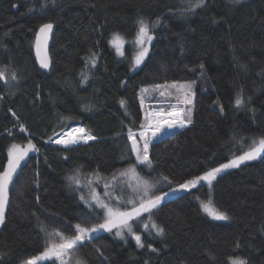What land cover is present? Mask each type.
<instances>
[{
    "label": "trees",
    "instance_id": "trees-1",
    "mask_svg": "<svg viewBox=\"0 0 264 264\" xmlns=\"http://www.w3.org/2000/svg\"><path fill=\"white\" fill-rule=\"evenodd\" d=\"M42 4L0 0V171L12 145L21 150L31 141L38 149L9 193L0 223V264H19L42 252L46 232L75 236V225L101 221L102 210L89 215L80 188L68 177L76 169L81 179L135 164L126 132L147 122L149 108L183 105L186 113L191 107L190 124L149 144L153 166L137 167L150 179L168 177L171 184L165 182L163 190L248 151L249 138L264 137V0H205L185 15L179 10L186 0ZM157 18L148 55L132 69L131 58L118 55L111 37L119 33L129 41L138 20L151 26ZM46 23L54 25L49 71L34 56L36 33ZM125 50L131 55L129 44ZM193 81V102L185 105L187 90L179 86ZM161 91L171 95L162 97ZM238 96L244 101L239 107ZM78 122L98 139L67 148L49 141ZM210 194L227 220L202 210L200 200ZM153 217L164 232L137 228L143 248L128 233L120 238L101 231L72 256L85 264H231L233 257L264 264V153L219 174L211 186L202 183L163 201Z\"/></svg>",
    "mask_w": 264,
    "mask_h": 264
},
{
    "label": "snow or ice",
    "instance_id": "snow-or-ice-1",
    "mask_svg": "<svg viewBox=\"0 0 264 264\" xmlns=\"http://www.w3.org/2000/svg\"><path fill=\"white\" fill-rule=\"evenodd\" d=\"M42 4V7L46 6ZM235 3H239V0H234ZM205 0H186L187 6L179 10L180 15H185L187 13L195 11L197 8L204 6ZM159 23V18L150 26L149 23L145 22L143 19L138 20V31L135 37V43L139 45V51L134 56V64L139 65L143 62L144 58L148 55L149 48L146 46L149 42L153 40L151 35V27H155ZM53 25L43 24L40 27V34L47 35L51 31ZM116 48V51L119 55L123 56L124 52L122 45L124 43L123 37L119 33H113L112 39L110 41ZM39 46H40V36H37V54L39 55ZM94 55V54H93ZM41 66L43 68L49 67V62L47 57L40 59ZM92 64H95V60H92ZM203 69V65L200 66ZM83 75V74H82ZM4 78V71L0 70V79ZM16 74H12V79H16ZM83 80L86 81L87 77L83 76ZM194 81L188 84L180 85V90H187L184 93V98L182 103L185 105H191L192 99L190 98L192 93L191 89L194 85ZM157 88H162L164 86L157 85ZM173 87H176L175 84ZM144 91H147L145 89ZM160 95L163 97L165 95H171L170 92L161 91ZM121 105H125V101H120ZM244 103L242 97H237L235 104L239 107ZM141 104H143V97H141ZM90 110V109H89ZM15 115V113H13ZM155 121L153 124L152 121ZM146 123H141L139 132L140 140L136 139L137 133L133 132L131 129L128 131V139L131 141L130 151L135 153L136 163L130 165L128 169L121 171L118 175L112 177V181L123 180L125 177H131L128 181V186L132 188L133 196L126 201L127 204L131 205L130 210L121 211L118 208H113L110 206L106 200L110 199V192L107 189L112 188L114 190V184H105V195L102 198L99 193L95 191V188L91 187V181H89V198L86 199L82 194L80 200L84 201L87 207L89 208H99L104 210L105 216L103 222L94 225L91 228L82 227L81 225H75L76 235L68 238L63 236L62 233L54 231L52 233H47L43 225H41V231H45L49 239L59 238L60 243H52L50 246H46L43 253L40 256H35L28 259L25 264H38L43 258L55 257L61 259L63 264V255L69 249H76L82 246L84 243L89 242L93 239H96L97 236L94 234L100 233L101 230L112 232L115 230V236L124 238L125 233L130 234L136 241L138 247L143 248L144 244L142 242L141 235L137 234L133 229V221H140L142 214H148V220L150 221L151 229L155 230L156 235H163V228L159 227L154 221L151 220L154 210L158 209L162 202L166 199L175 197L177 192L180 191H189L196 187L201 181H206L211 185L212 181L216 179L217 175L223 172L226 169L237 168L245 161H251L256 159L261 153H264V137H260L252 141V146L248 151L244 152L242 155L236 156L234 159L230 160L228 163L219 165L218 167L211 168L208 171H205L202 175L196 176L192 179H187L183 183L178 184L175 188H169L168 192L163 193L162 195L150 196V192L155 189V184L150 182L148 179L140 177L136 172L137 167L147 166L151 168L152 161L149 156V144L152 143L156 138L161 134H164L166 130H171L175 127L184 128L187 124H190L191 121V108H188L186 113L184 109L176 110V107L172 106V112L168 114L166 118L162 112L151 113L150 116H146ZM20 128L27 131L23 124L20 125ZM146 130H151V135L146 134ZM73 132L81 133L82 135L74 136ZM61 138L57 139L55 143L64 145L66 148L79 143L80 141L88 142L89 140H94L95 137L86 133L83 128L71 129L69 131L63 132L60 134ZM67 138H63V137ZM142 141V145L140 143ZM18 145H12L9 150L8 163L3 171H0V223L4 220V209L6 204L9 202V185L13 183L14 174L17 173V169L21 166V161L27 157L29 151H38L36 146L29 141L28 147L18 150ZM79 169L74 171V174L68 177L70 185H76L78 188L81 186V180L79 178ZM98 177V173L96 174ZM163 181L171 184V181L168 180V177H162ZM38 199V197H37ZM118 199V198H117ZM201 207L205 212H207L211 217L216 220H227L228 216L218 210L212 200L209 198L207 201H201ZM145 230L149 229V223L145 222L143 224ZM151 248V245H148ZM238 247V245H237ZM155 251V249H152ZM232 264H246L243 259L235 258L232 260Z\"/></svg>",
    "mask_w": 264,
    "mask_h": 264
},
{
    "label": "rangeland",
    "instance_id": "rangeland-1",
    "mask_svg": "<svg viewBox=\"0 0 264 264\" xmlns=\"http://www.w3.org/2000/svg\"><path fill=\"white\" fill-rule=\"evenodd\" d=\"M145 22H147L146 20H144ZM148 23V22H147ZM138 31V30H137ZM137 34V33H136ZM136 34H135V36L132 38V39H130L129 41L124 37V36H122L123 37V39H124V43H123V45H122V49H123V52H124V55L123 56H121V55H119V56H121L122 58H125L126 59V57H129V58H131V63H132V69H135V68H137L139 65H141V64H139V65H135L134 64V56H135V54L139 51V45H137L136 43H135V37H136ZM113 36V35H112ZM111 39H112V37H111ZM111 41V40H110ZM111 43V42H110ZM129 44V46H130V50H131V55H128V53L126 52V50H125V47H126V45H128ZM149 44H150V42L146 45L147 47H149ZM111 46L115 49V51H116V48H115V46L111 43ZM117 52V51H116ZM145 59V58H144ZM144 61V60H143ZM191 99H192V102H193V96L191 95V97H190ZM143 103H145V98L143 97ZM188 108H191V107H188ZM180 109H184V106H182V108H176V110L177 111H179ZM170 110H172V109H170ZM170 110H166V108L165 107H159V108H150L149 109V111H148V116L151 114V113H156V112H168V111H170ZM152 123H153V121H152ZM73 127V126H72ZM71 127V128H72ZM65 132V131H64ZM63 133V132H62ZM146 134H148V135H151V133H150V131H146ZM59 136H61V135H59ZM58 136V137H59ZM57 137V138H58ZM57 138H55V139H52V142L54 143V144H56L55 142H54V140H56ZM136 139L139 141L140 140V137H139V133H137V136H136ZM255 139H258L257 137L256 138H249V140L247 141V143L249 144V148L252 146V141L253 140H255ZM131 142V141H130ZM79 143H81V142H79ZM140 143H141V145H142V141H140ZM58 145V144H57ZM244 153V152H243ZM243 153H241L240 155H242ZM262 155V153L258 156V157H260ZM134 156H135V153H134ZM237 156H239V155H237ZM236 156H234V157H232L231 159H229V160H227V161H225V162H223V163H221V164H224V163H228L230 160H232V159H234ZM257 157V158H258ZM246 162V161H245ZM221 164H219V165H221ZM133 165V164H132ZM219 165H217V166H215V167H218ZM130 165H128V166H126V167H123V168H120V169H118L116 172H114V173H112V174H110V175H103V174H100V173H98V177H97V173H92V174H89L88 176H85V177H83V178H81L80 180H81V186L79 187L80 188V190H81V192H82V194L85 196V198L86 199H88L89 198V181H91L92 183H91V187L92 188H95V191L97 192V193H99L100 194V196L103 198L104 197V195H105V192H106V189H105V184H110V185H113L114 184V190L112 189V188H109V189H107V191H109L110 192V199H108V200H106V202L107 203H109L110 204V206L111 207H113V208H118L119 210H121V211H125V210H130L131 209V205L130 204H127L126 203V201L127 200H129L130 198H135L134 196H133V191H132V188L131 187H129L128 186V181L131 179V177H125L123 180H117V181H115V182H113L112 181V177L114 176V175H118L121 171H123V170H125V169H128V167H129ZM214 168V167H213ZM231 169V168H230ZM227 170H229V169H226V170H224L223 172H225V171H227ZM136 172L139 174V176L140 177H143V178H145V179H148L150 182H152V183H154L155 184V189L152 191V192H150V196H155V195H162L163 193H165V192H168L169 191V188L168 189H166V190H163L162 188L164 187V185H165V181H163L162 179H161V177H157V179H155V178H153V179H150L149 177H147L145 174H143V173H141L140 172V170H138V168L136 169ZM223 172H221V173H223ZM220 173V174H221ZM203 174V173H202ZM202 174H199V175H202ZM199 175H196V176H199ZM219 175V174H218ZM217 175V176H218ZM196 176H194V177H196ZM194 177H192V178H194ZM192 178H190V179H192ZM214 181V180H213ZM213 181H212V183H213ZM202 183H206V184H208L206 181H201L199 184H197L196 186H198V185H200V184H202ZM211 183V184H212ZM177 185H175V186H173V187H170V188H175ZM208 186H211V185H209L208 184ZM183 192H185V191H180V192H177L176 193V195H178V194H181V193H183ZM118 198V199H117ZM209 198L212 200V202H213V198H212V195L210 194V196H209ZM208 198V199H209ZM208 199H205V200H200V204H201V201H207ZM167 200V199H166ZM165 201V200H164ZM213 204H214V202H213ZM214 206H215V204H214ZM216 207V206H215ZM217 208V207H216ZM97 209H99V208H89L88 207V214L89 215H92V214H94V213H96V210ZM218 210H220L219 208H217ZM102 210V209H101ZM202 210H203V208H202ZM204 211V210H203ZM220 211H222V210H220ZM205 212V211H204ZM222 212H224L227 216H228V214L225 212V211H222ZM206 214H208L207 212H205ZM147 215V216H146ZM209 215V214H208ZM104 216H105V212H104V210H102V218H101V221L98 223V224H100V223H102L103 222V219H104ZM146 216V217H145ZM210 216V215H209ZM211 217V216H210ZM213 218V217H212ZM151 220L152 221H154L159 227H161L162 228V226L155 220V218L153 217V214H152V217H151ZM145 222H148L149 223V229H151V227H150V221L148 220V214L147 213H144V214H142V218H141V220L140 221H133L132 223H133V229H134V231L137 233V234H139V235H141V231H138L137 230V228H141V230H144L145 231V229L143 228V224L145 223ZM98 224H94V225H98ZM94 225H92L91 227H93ZM83 227H87V228H91V227H88V226H83ZM154 230V229H153ZM101 231H103V230H101ZM155 231V230H154ZM107 232V231H106ZM109 233H112V234H114L115 235V230H113L112 232H109ZM63 236H65L64 234H63ZM65 237H68V238H71V237H73V236H65ZM52 243H60V240H59V238H56V239H49L48 238V246H50ZM44 251V250H43ZM43 251L42 252H40V253H38V254H36V255H34V256H32V257H35V256H40L42 253H43ZM75 252V249H69V250H67V252L63 255V261H66V262H71V264H85L81 259H79V257L78 256H72V254ZM32 257H30V258H32ZM29 258V259H30ZM52 258H55V257H49V258H43L42 260H40L39 262H42V261H45V260H48V259H52ZM235 258H240V259H243V258H241V257H233V258H231L230 259V262H231V264H232V260L233 259H235ZM69 259V260H68ZM28 260V259H27ZM27 260H24V261H22L21 263H19V264H25V262L27 261ZM61 260V259H60ZM244 261H245V259H243ZM38 262V263H39Z\"/></svg>",
    "mask_w": 264,
    "mask_h": 264
},
{
    "label": "water",
    "instance_id": "water-1",
    "mask_svg": "<svg viewBox=\"0 0 264 264\" xmlns=\"http://www.w3.org/2000/svg\"><path fill=\"white\" fill-rule=\"evenodd\" d=\"M46 24H48V23H46ZM50 24H52V23H50ZM52 25H53V24H52ZM53 31H54V25H53L51 31L48 32L47 35L45 36L44 34H40V28H39L38 31H37V33H36V36H35L34 56H35V60H36V63H37V65H38V67H39L40 69H42L43 71H49V70L51 69V66H52L51 58H50V55H49V48H50V44H51V38H52ZM38 34H39V36H40L39 55L37 54V52H38V50H37V36H38ZM45 56L47 57L48 62H49V67H48V68H43V67L41 66V63H40V59H41V58H44ZM180 129H181V128H180ZM180 129H177V130H175V131H173V132L167 133V134H165L164 136L160 137L159 139L154 140L153 142H156V141L162 139L163 137H165V136H167V135H170V134H172V133H174V132H177V131H179ZM94 137H95V139H98L96 136H94ZM95 139H94V140H95ZM32 153H33V151H29L27 157H25V159H24L23 161H21V166H20V168H18V169H17V173L14 174L13 183H14V180H15V178H16L18 172H19L20 169L24 166V164L29 160V158H30V156L32 155ZM13 183L9 185V193H10V190H11V188H12V186H13ZM9 193H8V195H9ZM9 200H10V196H9ZM8 206H9V202H8V203L6 204V206H5L4 213H5L6 210L8 209Z\"/></svg>",
    "mask_w": 264,
    "mask_h": 264
},
{
    "label": "bare ground",
    "instance_id": "bare-ground-1",
    "mask_svg": "<svg viewBox=\"0 0 264 264\" xmlns=\"http://www.w3.org/2000/svg\"><path fill=\"white\" fill-rule=\"evenodd\" d=\"M162 112V111H161ZM172 112V110H170V111H168V112H162L164 115H165V117L167 118L168 117V114L169 113H171ZM156 113H158V112H156ZM155 123V121L153 120V124ZM76 128H79V127H76V126H73L72 128L70 127L69 129H67V130H65V132L66 131H69V130H71V129H76ZM177 129H180L179 127H175V128H173V129H171V130H166L165 131V133L164 134H161L158 138H156L155 140H157V139H159L160 137H162V136H164L165 134H167V133H170V132H173V131H175V130H177ZM147 131V130H146ZM148 131H150V133H151V130H148ZM86 132V131H85ZM87 133V132H86ZM88 134H90V133H88ZM73 135L74 136H79V135H82L81 133H78V132H73ZM91 135V134H90ZM59 136V135H58ZM58 136H56L55 138H57ZM55 138H53V139H55ZM61 138V136H59L57 139H60ZM63 138H67L66 136L65 137H63ZM56 139V140H57ZM56 140H54V142L56 141ZM80 142H84V141H80ZM54 144V143H53ZM57 144V143H56ZM58 145H61V144H58ZM64 146V145H63Z\"/></svg>",
    "mask_w": 264,
    "mask_h": 264
},
{
    "label": "built area",
    "instance_id": "built-area-1",
    "mask_svg": "<svg viewBox=\"0 0 264 264\" xmlns=\"http://www.w3.org/2000/svg\"><path fill=\"white\" fill-rule=\"evenodd\" d=\"M134 132V131H133Z\"/></svg>",
    "mask_w": 264,
    "mask_h": 264
}]
</instances>
